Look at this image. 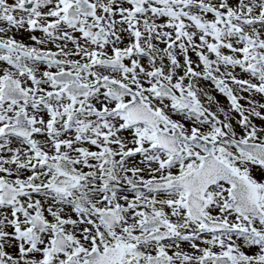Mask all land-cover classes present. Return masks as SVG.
I'll return each instance as SVG.
<instances>
[{
  "label": "snow or ice",
  "instance_id": "snow-or-ice-1",
  "mask_svg": "<svg viewBox=\"0 0 264 264\" xmlns=\"http://www.w3.org/2000/svg\"><path fill=\"white\" fill-rule=\"evenodd\" d=\"M0 264H264V0H0Z\"/></svg>",
  "mask_w": 264,
  "mask_h": 264
},
{
  "label": "rangeland",
  "instance_id": "rangeland-1",
  "mask_svg": "<svg viewBox=\"0 0 264 264\" xmlns=\"http://www.w3.org/2000/svg\"><path fill=\"white\" fill-rule=\"evenodd\" d=\"M217 98L221 101V103H223V104H227V100H226V98H224L223 96L217 94Z\"/></svg>",
  "mask_w": 264,
  "mask_h": 264
}]
</instances>
